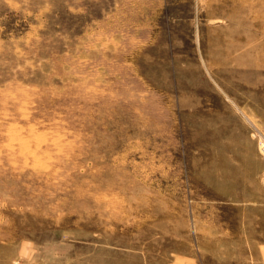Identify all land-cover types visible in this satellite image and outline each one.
I'll return each instance as SVG.
<instances>
[{"label": "rangeland", "instance_id": "obj_1", "mask_svg": "<svg viewBox=\"0 0 264 264\" xmlns=\"http://www.w3.org/2000/svg\"><path fill=\"white\" fill-rule=\"evenodd\" d=\"M0 264H264V0H0Z\"/></svg>", "mask_w": 264, "mask_h": 264}]
</instances>
